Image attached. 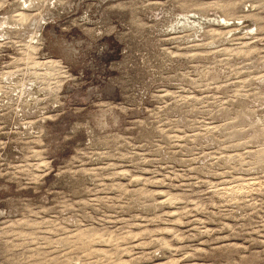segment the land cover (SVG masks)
Instances as JSON below:
<instances>
[{
  "label": "clouds",
  "instance_id": "9594fccd",
  "mask_svg": "<svg viewBox=\"0 0 264 264\" xmlns=\"http://www.w3.org/2000/svg\"><path fill=\"white\" fill-rule=\"evenodd\" d=\"M73 5L83 15H75ZM10 7L27 8L32 14L11 17L19 23L0 25V57L6 55L5 45L22 54L12 58L14 71L0 68V135L17 134L16 151L24 160L22 165L8 164L9 142L0 139V196L7 197L0 199V217L20 212L35 215L29 205L38 200L48 203V196L54 195L51 208L41 211L57 213L77 228L85 221L99 223L102 230L99 234L96 229L75 231V239L59 236L45 241L17 231L21 226L38 230L29 219L6 220L0 228V264H112L107 251L103 260H93L92 245H109L115 253L131 255L133 246L121 249L120 245L137 239L136 233L125 227L116 235L103 228L105 222L119 220L121 213L132 220L140 213L141 219L147 216V223L157 225L154 231L139 233L157 247L150 254L134 256L137 264L142 259L162 258V252L169 257L179 253L185 264H193L204 253L184 241L215 243L214 229L206 227V222L219 223L220 231L230 228L234 237L247 238L252 248L264 249V145L254 153L213 160L210 154L202 155L195 143L188 145L197 139L195 135L184 136L185 144H181L182 137L175 134L195 123L190 120L193 114L208 111L215 115L204 97L189 94L213 86L208 76L220 61H212L210 67H203L202 62H209L214 52L247 56L236 50L245 47L240 43L243 38L264 45V0H0V10ZM86 23L94 26L85 27ZM233 24L238 27L229 31L213 27ZM4 28L19 29L18 40H10ZM45 28L47 55L55 59L38 62L37 51L44 47L40 33ZM35 40L41 43L34 46ZM228 42L235 47H222ZM260 66L264 67V59ZM253 79L264 84V76ZM172 85L177 91H167ZM49 111L55 115H45ZM121 131L126 134L120 135ZM222 159L233 172L254 174L256 186L226 189L200 179L201 174L218 175L211 166L222 167ZM90 163L98 166L85 167ZM122 166L131 171H119ZM148 172L151 176L145 177ZM158 175L163 178L156 179ZM117 177H127L128 183H118ZM105 179L112 183L105 184ZM10 182L18 187L13 190ZM165 183L180 191L149 190V185ZM101 191L104 196L99 195ZM252 193L259 194L258 198ZM34 194L31 201L18 199ZM84 194L88 198L79 199ZM158 195L167 198L158 200ZM166 205L177 211H162ZM200 213L206 219L200 220L196 215ZM189 216L192 220L186 221ZM224 217L237 223L224 224ZM185 223L192 226L185 231L176 227ZM250 232L257 236L249 238ZM157 233H167L170 239H157ZM42 245L57 254L41 255ZM66 248L73 251L71 259L61 254ZM219 251L229 253V264H264V252L242 245ZM168 264H180V260L168 259Z\"/></svg>",
  "mask_w": 264,
  "mask_h": 264
},
{
  "label": "rangeland",
  "instance_id": "374dc122",
  "mask_svg": "<svg viewBox=\"0 0 264 264\" xmlns=\"http://www.w3.org/2000/svg\"><path fill=\"white\" fill-rule=\"evenodd\" d=\"M73 13L75 15H83L82 11H77L75 5H73ZM95 11V9H93ZM32 12L27 8L24 9H14L6 8L0 10V25L5 24H15L19 23V20H13L11 17L19 16H28ZM91 16V14H90ZM4 17L9 19L4 20ZM99 18L98 16L96 17ZM30 23V22H29ZM247 23V22H245ZM51 25L49 24V27ZM94 26L92 24L86 23L85 27ZM233 26L238 27V25H227V26H215L217 31H229ZM28 26L26 25V28ZM20 31L16 28H4V32L7 33L10 40H18V37L15 35ZM2 34V33H0ZM234 35H239V33H234ZM40 36L44 38V47L39 48L37 51V60L42 62L46 57L48 59H55L54 57L47 55V28L40 33ZM40 40L34 41V46L39 45ZM241 44L245 45L242 49H236L240 52H247L248 55L244 56H233L229 52H214L211 60L209 62H202L203 67H210L212 61H220L219 64L215 65L216 71L211 73L208 76V80L212 82L213 86L204 90H195L189 94L204 97L207 108L214 113L215 115H210L208 111H203L200 113L193 114L190 117L191 121L195 123L188 128H185L183 131H177L175 134L182 137L180 143L185 144L184 136L195 135L197 139L193 141H188V145L192 146L195 143L201 149V154H210L213 160H216L217 157H231L236 153L244 154L247 152L254 153L258 147L264 145V128L261 124L264 123V84L259 80L253 79L254 77L264 76V67L260 66L261 59H264V45L260 43L259 40L254 42H249V38H243L240 41ZM222 47L227 49H232L235 46L228 42ZM3 51L6 53L3 57H0V68L4 71H14L15 66L12 64V58L15 56L17 59L22 55L17 52L15 48L8 47L5 45ZM231 57V58H229ZM243 65V67H241ZM21 63L20 67H23ZM195 78V77H194ZM19 79V78H17ZM35 90V89H33ZM167 91L175 92L177 88L172 85L167 87ZM184 95V93H182ZM199 106V105H198ZM45 115H55L54 112H46ZM34 118V117H31ZM51 123V122H49ZM7 130V129H6ZM23 131V128H21ZM125 131H121L120 135H125ZM0 139L5 140L8 143V148L5 151L7 156L8 164L11 165H22L24 163L22 153L16 151L17 144V134L12 133L11 136L0 135ZM243 141H248L244 147H230L229 145H239ZM37 149L40 148L39 145L36 146ZM179 147V146H177ZM247 159V157H245ZM34 162V161H30ZM109 163L120 164L119 160H109ZM198 163V162H196ZM222 167H215L212 165V170L217 171L219 174L216 176H207L203 174L200 175V179H208L213 184H219L221 188L232 189L236 185H242L243 187H248L249 185L256 186V177L254 174L250 173H239L231 171V165L225 164V161L222 159L219 161ZM8 164H4L3 167L7 168ZM55 166V165H54ZM96 163L85 164V167H97ZM119 171H131L129 166H122L118 168ZM166 174V173H165ZM134 175H136L134 173ZM145 177H150L151 172L143 174ZM163 177L158 175L156 179H162ZM116 181L121 184H127V177H117ZM189 181H185L188 183ZM105 184L112 183L111 180L105 179ZM173 183H180V181H173ZM10 186L15 190L16 186L13 182H10ZM91 187V184H89ZM132 187V185H129ZM149 190L155 191L157 193H168L172 192L176 194L180 189H172L170 186L165 184L160 185H149ZM204 186H198L194 191H200ZM21 191H31L30 189H22ZM59 192L60 189L54 190ZM243 194V193H241ZM100 196H104L105 193L101 191ZM109 196H114L115 193H108ZM208 195H211L209 192ZM257 193H252V196L258 198ZM33 196H24L19 197L18 199L22 200H33ZM88 195L84 194L79 197V199H87ZM167 197L165 195H158V200H164ZM0 199H7V197L0 196ZM197 199V197H193ZM217 202L219 197L216 198ZM54 201V195L48 196V203H43V201H37L35 204H30L29 207H32L35 215L26 216L23 212L16 213L11 217H0V228L4 227V222L29 219L32 224L38 225L39 229L35 228H24L21 226L17 231H24L36 235L40 239L45 241L51 239L56 240L59 236H70L75 239L74 232L82 231L86 229H96L97 234L102 230V227L99 223H89L87 221L83 222L82 225L77 228L74 225L68 224L62 220L59 214L51 211H41V209L51 208V205ZM164 212H176L177 209L170 206H165L162 209ZM200 220L206 219L205 216L200 213L196 214ZM137 218L132 220L127 214L121 213L120 219L112 222H105L103 228H106L108 232L119 235L118 230L122 228H129L132 233L137 234V239L132 241H121V249H128L130 245L133 246L130 248L131 255L128 251H123L121 253H115L109 245H100L93 244L92 250L96 253L93 257V260H103V253L109 252L112 256V264H137V261L133 259L134 256H137L141 253H152L156 249V245L148 244L147 237L140 236L139 233L145 231H154L157 227L156 224L147 223L148 217L141 219L140 213L136 214ZM176 216L170 217V219H176ZM186 221L192 220V217H186ZM125 221H129L128 224H125ZM198 223V221H196ZM224 224H232L235 226L237 223L233 220L232 217H224ZM160 227H164L161 223ZM192 225L185 223L183 225L176 226L181 231H185L190 228ZM206 227L214 229L213 237L215 243L208 245L206 243L200 242H189L184 241L185 244H191L192 247L199 249L204 255H198L195 257L193 264H229L231 256L229 253H222L219 250L229 246V245H242L244 249L256 252H264V249L252 248L248 242V239H240L239 237H234L231 234L230 228H224L220 231V224L213 222H206ZM59 234V235H58ZM249 238L257 236V233L250 232L247 234ZM163 237L164 239H170V235L167 233H157L156 238L159 239ZM11 238V237H9ZM40 241L38 240L37 243ZM173 245H176V242H172ZM141 245H147L146 247H140ZM36 244H32V248H36ZM41 255L45 253H50L51 256H55L57 253L47 245H42L40 249ZM62 255L66 254L69 259L73 256V251L71 248H66L61 252ZM247 255V251L242 253ZM118 257V258H117ZM168 259H178L180 264H185V261L181 258V254L177 253L175 257H169L166 252H162V258H151L150 260H140L139 264H168ZM107 264V261L104 262Z\"/></svg>",
  "mask_w": 264,
  "mask_h": 264
}]
</instances>
